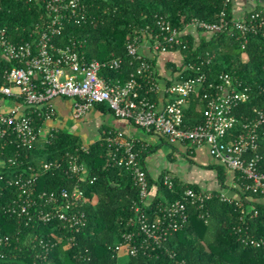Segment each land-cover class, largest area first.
<instances>
[{"label":"built area","instance_id":"2783aa9c","mask_svg":"<svg viewBox=\"0 0 264 264\" xmlns=\"http://www.w3.org/2000/svg\"><path fill=\"white\" fill-rule=\"evenodd\" d=\"M24 1L29 5V11L37 16L31 23L29 39L17 41L6 28H0V103H16L6 112H0V143L27 149L39 143L41 129H36L26 109L44 122L56 116L53 100L57 98L74 101L72 115L75 120H81L98 105H107L116 118L148 133L163 135L171 144H189L193 149L207 147L213 159L239 174L244 192L264 195V172L260 170L264 107H252L249 115L237 113L242 106L251 103V89L228 73H221L216 82L210 83L206 74L201 73L202 66L193 65L186 67V70L198 74L166 85L163 91L168 96L167 102L158 106L148 97L149 92L141 95L142 81L150 85L151 92L162 90L152 60L140 52L146 40L152 41L151 48L155 53H168L177 46L187 49L188 41L183 40L182 35H186L190 29L210 38L224 33L235 34L244 49L249 37L261 36L264 39V12L258 10L259 4L264 6V0H256V5L249 9L246 16L236 17L234 13L231 18L229 9L234 10L235 0H224L216 23L196 19L183 31L175 28L166 17H157L159 32L154 39L149 38L147 28L135 32L134 38L127 42V54L131 63L135 62L137 66L125 81L102 75L104 71H121L124 65L122 58L86 62L82 56V42L71 39L65 44L61 43L67 25H80L88 18L86 6L81 0ZM214 58V55L207 53L201 64L210 65ZM194 94L200 96L204 111L203 121L191 126L185 122V110ZM21 108H25L24 112ZM105 136L112 147L109 164L123 167L129 172L139 191V204L149 207L153 199L148 173L136 151L135 140L126 138L118 131L107 132ZM83 149L86 150L85 147ZM66 160L65 169L60 161H52L42 163L37 168L24 166L16 173L8 184L17 187L18 197L8 211L27 225L59 228L62 236H52L57 243L66 239L68 244L64 248L68 249L87 225V217L82 210L85 193L81 183H93V180H88V171L78 156L68 153ZM17 163L18 157L8 159L9 168ZM56 171L77 181L76 184L70 189L38 191V180ZM162 185L173 191L175 178L169 174L163 175ZM216 198L221 202H235L240 207L243 205L239 199L223 192L196 190L189 185L181 200L160 204L153 218L137 204L135 217L129 222L135 231L122 235V242L115 247V252L118 256L148 255L187 226L189 206L198 208L199 217L206 219L209 215L206 207ZM242 243L253 248H264V239L249 235L242 238ZM0 245H9V237H0ZM42 246L45 251L50 250L49 243Z\"/></svg>","mask_w":264,"mask_h":264},{"label":"trees","instance_id":"16d2710c","mask_svg":"<svg viewBox=\"0 0 264 264\" xmlns=\"http://www.w3.org/2000/svg\"><path fill=\"white\" fill-rule=\"evenodd\" d=\"M81 1L86 6L88 18L80 25H67L61 43L65 44L71 39L82 42V56L86 62L122 58L124 65L121 71L102 72L105 77L122 81L136 70L137 64L131 63L126 51V44L134 38L135 32L149 28V38L154 39L159 32V16L166 17L181 31L196 19L216 23L224 4V0ZM258 10L264 12V6H258ZM233 14L234 10L230 7L229 17ZM36 17L24 0H0V28H6L17 41L29 39L31 23ZM236 37L235 34H218L210 40L203 38L196 45L190 34H183L182 39L188 41V48L177 46L171 51H179L184 57L179 70L183 80L198 74L186 70V67L196 65L202 66L201 73L206 74L210 83L216 82L221 73H228L249 87L252 101L237 111L238 114L249 115L252 107H264V39L251 36L243 49ZM207 53L215 58L210 65H202ZM152 63L155 65V62ZM142 87L141 95L149 92L150 100L156 102V93L149 91L150 85L142 81ZM190 100L185 110V122L194 126L203 121L204 103L195 94ZM25 112L32 117L36 129L40 130L43 120L31 115L29 109ZM105 139L106 136L84 150L79 136L54 129L42 147L39 143L29 149L0 143V237H9V245H0V264H264V248H253L242 243L246 235L264 239V203L260 202L264 195L244 192L239 174L238 183L243 191H239L241 207L235 202H221L216 198L206 207L208 217L201 219L198 208L189 206V223L170 237L164 246L157 247L148 255L128 256L125 262L120 263L115 247L122 242L124 233L135 231L129 222L135 217V206L140 205L139 191L125 168L109 164L112 147ZM68 153L79 157L80 163L88 171V180H93V183H81L85 193L82 210L86 214L87 225L76 236L75 242L65 249L68 241L64 239L57 243L52 236H62L59 228L27 225L8 211L18 197L17 187L9 185L8 181L24 166L37 168L45 162L60 161L65 169ZM260 155V170L264 172V127L261 130ZM16 157L17 165L9 168L8 159ZM219 170V181L225 186L224 169ZM162 179L155 184L148 176L151 192L154 185L157 188L155 199L149 207L140 206L150 218L154 217L160 204L181 200L186 188L175 179L174 190L170 191L162 185ZM76 182L56 171L42 176L36 186L38 191H53L70 189ZM189 186L199 189L195 185ZM46 243L50 244L48 251L42 246Z\"/></svg>","mask_w":264,"mask_h":264},{"label":"crops","instance_id":"0c3cea01","mask_svg":"<svg viewBox=\"0 0 264 264\" xmlns=\"http://www.w3.org/2000/svg\"><path fill=\"white\" fill-rule=\"evenodd\" d=\"M256 3V0H235V16H246L249 9ZM188 34L198 43L203 38L210 40L209 36L194 29H190L186 35ZM151 42L150 40L144 41L140 52L155 62V73L162 91L156 93L154 99L158 106H162L168 99L167 94L163 91L166 85L183 80L179 70L184 63V57L179 51L155 53L152 51ZM190 101L188 105H190ZM8 102L9 104L6 106L3 102L0 103V112H6L16 104ZM53 105L57 114L53 119L44 121L40 137L41 133L62 129L79 136L84 147L89 148L93 143L103 139L107 132H122L126 138L135 140L140 161L146 169L149 179L155 184L160 182L163 175L169 174L185 186L195 185L199 189L223 192L235 199H239V191L243 192L238 183L237 172L225 168L213 159L207 147L193 149L189 144H171L163 135L148 133L125 120L116 118L107 105L90 109L81 120L73 118L74 101L72 99L57 98L53 100ZM24 110L25 108H21L22 112ZM69 123H72L71 127H69ZM219 168L224 169L225 186L219 181ZM156 191L157 188L154 185L151 192L152 199H155ZM260 202L264 203V199Z\"/></svg>","mask_w":264,"mask_h":264},{"label":"rangeland","instance_id":"374dc122","mask_svg":"<svg viewBox=\"0 0 264 264\" xmlns=\"http://www.w3.org/2000/svg\"><path fill=\"white\" fill-rule=\"evenodd\" d=\"M14 91H18V90H17V89H14ZM3 104L6 106V105L9 104V102L6 101V102H4ZM3 104H2V105H3ZM71 126H72V123H69V127H71ZM47 134H48V132H47V133H46V132H45V133H41V138H40V141H39V146H40V147H42L43 143L46 141ZM127 259H128V256H126V255H121V256L119 257V262H120V263H123V262H125Z\"/></svg>","mask_w":264,"mask_h":264}]
</instances>
